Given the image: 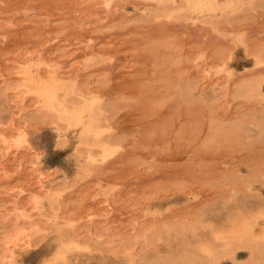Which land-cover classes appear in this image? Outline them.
<instances>
[{"label":"rangeland","instance_id":"374dc122","mask_svg":"<svg viewBox=\"0 0 264 264\" xmlns=\"http://www.w3.org/2000/svg\"><path fill=\"white\" fill-rule=\"evenodd\" d=\"M186 1L0 0V96L4 94L0 108L7 107L1 111L5 116L9 110L18 112L17 116L25 113L18 118L13 112L0 130L4 126L9 133L12 121L21 120L28 145L15 158L22 162L32 153L40 163L33 169L27 167L30 162L15 168L14 156L3 158L5 149L0 148V167L12 173L7 176L0 169V179L5 175L0 180V197L5 200L12 189L15 194L8 195L10 199L18 201V197V202L29 205L37 189L33 176L37 170L47 175L45 193L56 197L50 204L42 196L38 208L26 209L27 219L40 223L43 230L32 245L15 247L14 264H125L124 255L116 249L127 234L139 235L140 246H144L140 253L155 249L165 253L181 247V242L159 239L147 243L144 239L151 237L154 227L162 225L170 233L175 223L181 225L202 214L199 231L188 236L196 246L202 238L211 237L213 230L227 228L230 212H264V138L247 137L248 142L243 138L241 144L228 148L210 142L215 117L239 118L256 109L262 113L261 103L230 100L229 95L225 100L223 95L220 104L215 99L192 104L167 89V76L176 78L178 70L183 71L180 76L198 79L209 91L216 87L213 92L224 87L226 80L264 71V65L256 66L251 51L264 43V0H228L230 6L227 0H215L213 14L189 12L183 9ZM172 3L178 8L164 11L163 6ZM220 54L229 57L221 62ZM172 56H179L178 62ZM46 63H52L59 83L89 90L102 108L105 137L117 146L103 162L79 169L74 150L77 129L68 128L65 143L58 144L48 112L36 95L24 91L19 74L22 65L33 68V75L40 76L35 78L45 82L51 76ZM7 202L12 200L4 206L11 205ZM70 220L74 223L69 226ZM258 227L264 228L263 219ZM61 231L90 236L92 242L87 248H68L63 253L66 257L53 261L63 238ZM247 257L245 249L235 254L237 261H247ZM230 262L221 258L218 264Z\"/></svg>","mask_w":264,"mask_h":264},{"label":"bare ground","instance_id":"6f19581e","mask_svg":"<svg viewBox=\"0 0 264 264\" xmlns=\"http://www.w3.org/2000/svg\"><path fill=\"white\" fill-rule=\"evenodd\" d=\"M211 1L210 0H187L186 3L182 2V3H184V5L183 4L182 5L185 6L183 9L187 8L189 12L190 11H197V12H202V11H205V12L209 11L210 12L211 11L213 14L212 10H215L217 8V6L215 5L216 4L215 0L212 3H211ZM171 2H174V0H171ZM223 2H224V0H223ZM228 2L229 3L226 2L227 3L226 5L230 6L231 1H228ZM213 3H215V4H213ZM223 6H224V4H223ZM163 8H164V11L171 12L172 10H174V8L176 10V8H178V7L174 6V4H173V5H169V6L167 5V7L163 6ZM220 8L223 9V7H220ZM176 12H180V11L178 10ZM185 12L187 13V11H185ZM199 17H201V16H199ZM201 18H203V17H201ZM160 43H162V42H160ZM169 43H171V42H169ZM168 45H170V44H168ZM167 47H169V46H167ZM247 50H249V49H247ZM251 51H252L253 60L256 64V66L264 65V43L257 45L256 48L251 50ZM251 51H250V53H251ZM221 52L219 51V53H221ZM224 53H225V51H224ZM247 53H249V52H247ZM226 54H228V52ZM170 55H173V54L170 53ZM167 57H168V55H167ZM172 57H173V59L177 60V62H178L179 56L178 57L175 56L177 59L174 58V56H172ZM227 57H229V56H226L225 54H223V55L220 54L219 61L221 60V62H223L224 59H226ZM40 64H43V63L41 62ZM173 64H174V62H173ZM46 66L50 69L51 76L49 77V79L47 78L48 79L47 81L43 82V81L35 78V76H37V75H36V73L33 75V73H32L33 68L30 69L27 65H22L21 70H19L20 73L19 72L18 73L21 74V76H23L22 81H23L24 86L23 85L22 86L24 87V91H27L29 93L36 95V97L38 98L37 102H39V105L43 109H45V111L48 112V115L46 117L49 119V123L54 126V128L56 129V131L58 133V137H57L58 138L57 139L58 144L63 145L65 143L66 138H65L64 134L67 132L68 128H69V130L71 128H72V130L77 129V131H76L77 132V142L75 144L74 150L77 153V156H78L79 161H80L79 166H78L79 169L84 170L85 166H87L88 164L93 165L99 161L103 162L101 160L105 159L109 155H112V153L114 151H116L117 146L114 142H112V140L107 139L105 137L106 129L104 128V124L101 120L102 119V117H101L102 108L98 105L97 100L93 96L89 95V90L87 91V89H80L79 87L76 86V84L74 85V84H69V83H59L57 80V76L54 73L55 70L53 68L52 63H46ZM220 66H222V65H220ZM218 69H216L215 72H218L220 70V69L219 70ZM41 71L42 70L40 69L39 74H41ZM59 72L61 73L60 70H59ZM181 73H183V71L178 70L177 73H175L176 78H174V79H171V76H169L170 78L167 76L168 82H169L167 89H169V88L171 90L173 89V92H175L179 98L181 97V99L185 100L186 102L190 101V103H191L193 101L192 104H194V102L198 103V101H199L198 104H200V102L202 103L205 101H210L211 99H213V101H214V99H215L218 101V104H220V103H222V100L225 98H226L225 100H229V98H230V100L233 98L234 99L240 98L244 101L256 102V105H257V102L261 103L260 105L263 108V111L261 109L262 113L261 112L256 113L255 111L258 110V109H256V110H254V112L252 110L251 112L249 111L248 113L247 112L242 113L241 116L238 115V116H240L239 118L232 117L233 119L230 116H224L225 117L224 119H222V118L219 119V116L217 118V117H215V115H213L215 117L214 118L215 122H214V120H212L213 122L211 123V125H212L211 128L213 127V130L211 129L212 130V132H211L212 133V136H211L212 140L210 139L211 137L209 138L212 145H214L213 140H215L218 142V143H216L217 145L218 144L220 145V143H223L224 146H226L228 148V147H231V145H233V144L234 145L236 143L238 144L239 142L241 144L243 142V138L245 141H246L245 138L252 137V136L257 137V138H259V137L264 138V71H262V70L257 71V72L255 71L253 73L248 74L247 76H244V77L242 76V78L238 77L239 79L237 78V80L236 79L232 80L233 82L232 81L229 82L228 80H226L227 83H225V86L220 88V90L218 88L219 91H216V92L211 91V90H216V87H215V89H211L209 91V90H207L208 89L207 87H201V85L198 83V81H199L198 79L195 80V79H191L192 77L187 78L186 76H180ZM60 75L61 74H59V76ZM41 76H44V75L42 74ZM37 77H40V76H37ZM47 77H48V75H47ZM163 77H165V76H163ZM165 79H166V77H165ZM62 81H63V79H62ZM171 81H174V82H171ZM163 89H164V87H163ZM168 92H169V90H168ZM176 94H174L175 97L177 96ZM2 95H4V94H2ZM2 95L0 96V105H3L2 99H1ZM223 95L224 96L229 95L228 96L229 98L227 99L226 96L224 98ZM221 96L223 97L222 100H221ZM179 98H178V100H180ZM178 100H175L176 103L179 102ZM190 103H188V104H190ZM17 105H16V107H17ZM19 106H18V109H19ZM197 106H199V105H197ZM197 106H194V107H197ZM6 109H7V107L0 108V124H4V121L8 117H11V114L14 112V111L13 112L10 111L8 108V110H9V112L7 113L8 115L5 116L2 112H3V110L7 111ZM259 111H260V109H259ZM14 113H16V116H17L18 112H14ZM22 115H25V113H23V112L21 114L19 113L18 116L21 117ZM12 116H14V114ZM213 116H212V118H213ZM213 123H215V124H213ZM28 124L26 123V126ZM13 125H15V126H13ZM3 127L0 130V148L2 150L5 149V152L1 153L2 157L3 158L6 157V159H7V156H9V154H12V156H14L13 167H15V168H16V166H21L23 163H26V162H30V165L27 166L26 164H23V166L26 165L27 167H30L31 169L35 168L36 165L38 164L37 156L33 155L30 151L29 152L31 154L29 153L30 155L25 159V161L23 160L24 162L23 161L19 162L17 156L15 158V155H17V153L20 151V149L22 147H24V146L26 147L28 145L27 132L25 130V126H22V121L21 120L12 121V127L10 126L12 129L9 133L7 132L8 130L7 131L3 130ZM248 140L246 142H248ZM212 141H213V143H212ZM210 142L208 141V143H210ZM223 144H221V145H223ZM34 150L35 149L33 148L32 152H34ZM19 159H21V158L19 157ZM1 162H3V159L1 160V158H0V163ZM0 169H2L3 174L5 172L7 176H10V174H12L11 171H8V169H6V168L3 169L2 167H0ZM42 171L43 170H41V172L39 170H37V171H35V173H33V176L35 175V178H36L35 181L37 182V186H36L37 189L36 190L34 189L35 192L33 191V193L31 194V197H29V198H31L29 201V205H27V202H28L27 200H29L27 198H25V199H27L26 201L23 200L27 206H25L24 203H22V202H18V201H21L20 198H18V197H17L18 201H16V200L13 201V199H10L11 197H8V195L12 196L15 194V193L12 194L14 191V190L12 191V189L10 192H8L10 189L7 191L8 194L6 196L7 197L6 199L8 201L12 200V203L7 202L8 204L11 203V205L4 206L5 205L4 203L7 200L6 199L3 200V197L2 198L0 197V233H2V235H3V236H0V246L2 247V249H1L2 253L0 255V264H14L13 252H14L15 247L18 246L20 248V246H21V248H22V246L25 244L28 246L32 245L34 243L33 239L35 238L36 234H38L39 232H41L43 230V227L40 225V223L38 224L34 220L27 219L28 215L25 212L26 209L28 208V206L38 208L39 203H41L40 197H42V196H45L46 200L50 204H52L53 201L56 200L55 194H51L49 192L45 193L46 189H45L44 182L46 180L47 175H46L45 171L44 172H42ZM3 174H2V176H3L2 179H4V177H5V175H3ZM2 179H0V180H2ZM3 181H5V180H3ZM8 184H10V183H8ZM2 187H5V186H2ZM33 188H35V186H33ZM49 191H51V190H49ZM23 195H25V194H23ZM41 200H42V198H41ZM21 203H22V205L19 206V204H21ZM52 208H53V206H52ZM8 209H9V211H8ZM10 209H11V211H10ZM254 209H255V207H254ZM228 210H230V209H228ZM50 212H53V211H50ZM68 215H71V214L69 213ZM201 215L200 214L195 215V216H197L196 218H195V216L194 217L192 216L193 219L189 218L188 221L184 222L181 225L180 224L175 225L176 224L175 223L173 228H172L173 231L170 233H169V231L166 232V230L168 228L162 226L159 223L161 226H159V227L157 226L156 228L154 227L153 234L151 235V237L148 239L147 238L144 239L147 241V243L148 242H155V240H159V239L165 240L167 243H169L172 239H176V241L178 243L181 242V247L170 249L169 251H167L165 253H160L157 249H155L157 247V244H156L154 246V249H155L154 252L148 253V251L145 250V251H143V253H140V252H142L141 250L144 249V246H142V247L140 246L141 240L138 237L139 235L136 233H131V234H127L126 236H123L120 239L119 243L117 244L119 248L116 246V248H118V249H116V251L118 253H122L124 255L125 264H218V262L221 258H229L231 260L230 264H262V262H264V228L262 229V228L258 227L259 226V219L264 220V212H262V211H260V212L256 211V212H252V213H249V212L244 213L242 211L230 212L228 214V218H227L229 221V226L227 228H225V229L223 228L224 230H220V231L219 230H215V231L213 230L211 232V234H212L211 237L202 238L200 244L197 243V245L195 246V245L191 244L188 236L190 233L191 234L194 233L200 227V224H201V217L200 216ZM10 217L14 219L13 223L8 222V219ZM216 218H217V216H216ZM33 219H34V217H33ZM35 219H38V218H35ZM6 222L11 224V226H9L8 223L6 224ZM72 222L74 223V221H71V220L69 221V226L72 224ZM257 227H258V231L256 230ZM74 228H75V226L72 227V229H74ZM152 228H153V226H152ZM95 231H97V230H95ZM98 231H99V229H98ZM83 232H85V231H83ZM86 232H87V230H86ZM100 232H98V233H100ZM133 232H135V231H133ZM60 233H61V236L63 238H61V240L59 241L60 242L59 248L56 250V252L53 254V256L51 254L53 261H56V260H58V258L62 257L64 251L68 248L69 249H76V250L81 249V248H85V247L87 248V247H89V244L92 242V239L89 238L90 236H80L79 237V234H72L71 232L67 233L64 231H61ZM59 238H60V236H59ZM146 241H144V242H146ZM148 249H149V247H148ZM168 249H169V247H168ZM239 249H245L249 252V258L247 257L248 258L247 261H237L236 260L235 254ZM78 251H80V250H78ZM116 251H115V254H116ZM75 252H77V251H75ZM63 256L66 257V255H63ZM117 263H118V261H117ZM111 264H113V263H111Z\"/></svg>","mask_w":264,"mask_h":264}]
</instances>
